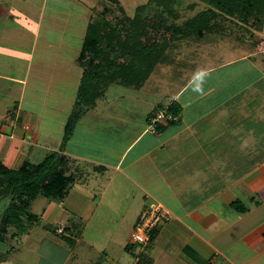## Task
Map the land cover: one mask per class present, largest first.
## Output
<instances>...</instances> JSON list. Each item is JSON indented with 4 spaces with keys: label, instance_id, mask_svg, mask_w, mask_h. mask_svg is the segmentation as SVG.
Here are the masks:
<instances>
[{
    "label": "crops",
    "instance_id": "1",
    "mask_svg": "<svg viewBox=\"0 0 264 264\" xmlns=\"http://www.w3.org/2000/svg\"><path fill=\"white\" fill-rule=\"evenodd\" d=\"M117 1L122 6L121 1ZM47 2L48 0H43V8L38 18V24L30 34L28 30L21 31L20 26H18L19 22L13 20L14 15L12 12H8L6 15L8 24H5L4 30L10 31V34L5 33V36L1 37L3 38L1 43L9 42L11 54L10 58L6 57V53L3 56L0 50V65H4L3 70L0 67V95L7 97L5 102V96L0 100V144L3 134H10V138L17 141L15 142L17 145L13 146L14 151L11 148L5 150L8 159L17 153L19 144H28L31 147L35 146V149L30 148L29 150V153L32 152L34 155L44 153L45 157L51 152L65 155L69 159V172L67 174L75 175V178H77V168L74 164L76 161L82 162L83 165H91L86 167L85 173L92 178V181L97 179L96 174L88 173V170L98 171L102 176L109 175L106 180V188L116 174L124 177L131 183L132 188L136 189L137 196L143 198L144 201L152 200L153 204L151 205L160 204L169 211L172 219L162 224L163 227H173L169 234L171 239L175 237L174 235L177 236L179 241L184 239V244L179 251L171 254V256H165L162 252L158 257L150 256L152 264H156L157 259L164 264H264V219L248 228H234L236 225L246 222V218L259 209L261 203H264V199H256L255 197L261 195L264 198V157L259 161L260 154L255 149V147L257 149L260 146L264 147V128L262 136H260V131L254 133L257 134L255 136L252 134L256 131L254 130L256 129L255 126L259 127V122L263 123L261 125L264 126V59L261 57L260 62L255 59V56H260L258 44L255 43V48H252L245 46L244 41H242L240 45L235 46L230 51L232 57L230 61L218 65L217 68L200 70L190 78L184 87L176 92L168 102L176 101L181 106L176 127L172 126L171 130L168 128L162 129L160 131L162 133L158 134L150 133L147 125L139 127V132L133 135V140L128 142L123 149L117 150L118 155L112 154L103 158L96 154L90 157L79 151L69 150L66 148V144L63 149H60L62 141L57 137L60 138L64 134L66 121L59 124V134L56 136L55 141L49 140L54 135H52V127L47 126L48 123H46L44 131L40 132L44 123L42 117H45L42 104L33 109L31 108L33 110L32 114H29V112L23 114L21 127L17 129L16 126V121L21 116L22 109L23 111L27 110L24 108L26 89L29 84H36L32 79L33 76L31 78V74L33 75L35 71L36 52L40 49L37 45L41 35L42 20L45 18V15H43L45 13L43 11L45 10L44 4L46 5ZM215 3L217 6L214 5ZM176 4L175 8L183 9L187 12V16L196 14L198 11H216L218 16L214 20L220 21L218 25L227 27L224 34L234 38L235 41H238L240 35H242L243 40V36L247 37L251 31L254 32L235 16H229L222 11L232 9L233 6L236 9H246L248 5L250 7L258 5L257 0H177ZM95 7L96 3L94 1L88 2L85 12L83 11L79 17L80 23L84 24V30L88 22L86 18L89 17V14L92 17ZM49 19L51 20V17ZM227 36L223 39L230 41ZM42 39L45 43V50H52V53L57 54L60 42L51 41L45 37H42ZM261 39L263 40V38ZM79 52L71 59L73 65ZM21 54L23 56L20 60ZM68 54L66 53V55ZM4 58L7 59L4 60ZM250 58H252L251 61ZM24 59L26 60L25 64ZM238 62H248L246 69L235 70L232 76H224L220 81L218 79L217 84L206 82L205 85H201L197 93L189 95L184 100L182 99L181 96L187 92L189 83L191 81L194 83L195 78L210 76L215 74L217 70L231 67L233 63ZM77 68L79 67L76 66ZM67 74L70 77L71 85L70 88H67V85L64 84L66 89L62 90H68L70 99L68 100L69 107L67 109L70 111L75 101L81 76L78 74L77 78H73L74 75L71 70ZM245 74H250L253 80L251 83L238 81ZM38 77L43 81L44 76L43 79L40 75ZM60 85L63 86L62 78L60 84L55 86L61 89ZM71 91L72 94L75 93L74 97L71 96ZM244 91L249 95V98L245 100L242 98ZM237 97L238 99H236ZM102 100L100 99V101ZM200 105L204 108L203 110H206L203 115L208 113L210 116H213L212 114L216 116L203 129L198 128L196 125L203 118L199 120L193 117L194 110L202 111ZM90 110L93 109L87 110L79 118L74 127L75 130L79 129L77 125L84 122V118H88V116H85ZM96 113L98 115L100 112L96 111ZM92 118L89 115V119L92 120ZM247 122H251L255 126L245 131L244 124ZM27 126L30 128L29 132L24 131ZM17 132L19 137L15 136ZM183 132L186 136L180 135ZM250 136L253 137L251 144V141H247ZM141 143L143 145L140 147ZM100 151L102 152V150ZM132 152L135 153L136 157L127 160L128 155ZM261 155H264V150ZM231 171L236 173H230ZM82 185V183L79 184L80 187ZM217 185L220 189H216ZM233 187L240 189L243 193L245 192L242 187L248 188L246 190L249 193L242 196L250 201L253 208L248 209L244 206L246 208L244 213H240V211L233 208L232 204L237 197L233 193L235 192L232 190ZM96 197L91 201L85 200V206L82 207L83 209L80 212L82 218H88L91 212L96 209ZM100 201L101 198L99 197L98 202ZM143 207L145 206L143 205L142 209ZM160 225L155 230V238L161 232ZM45 226L48 228L49 224L41 227L46 231ZM56 227L63 229L62 226ZM174 228L177 230H174ZM48 236L47 239L50 241L55 237L51 234ZM78 238L75 241H79ZM52 246L54 245L50 244V247ZM10 247L12 246L6 247L5 250ZM56 248L55 251L61 253V255L58 256V253H56L57 257H55V255L50 254L53 260L49 259L50 261L47 263L66 264V258L68 257L67 252H64L66 247L56 244ZM80 263L77 262L76 264Z\"/></svg>",
    "mask_w": 264,
    "mask_h": 264
},
{
    "label": "rangeland",
    "instance_id": "2",
    "mask_svg": "<svg viewBox=\"0 0 264 264\" xmlns=\"http://www.w3.org/2000/svg\"><path fill=\"white\" fill-rule=\"evenodd\" d=\"M91 1L96 3L93 15L103 11V8L108 6L112 12L110 11L109 16L105 17L106 19L113 20L112 23H114L113 18L120 17L118 4L107 2L106 0ZM91 1L85 0L84 2L86 3H84L83 0H48L47 4H44L45 10L43 11L45 13L43 15H45V18L42 20L41 35L37 45L40 49L36 52L34 60L35 71L33 75L31 74V78L33 76L32 79H34L36 84H29L26 89L24 108L27 110L23 111L22 109V114L18 118V121H16L17 129L22 125L23 114H28V112L30 114L33 112L32 109L34 107H38L41 104L44 108L45 117H42L44 123L42 124L43 128H41L40 132L44 131L45 125L48 123L47 126L52 127V135H54L53 138L49 139L50 141L56 140V136L59 134V124L63 121H66L65 124L67 123L68 119L66 118L71 116L73 105L70 111H68V100L70 96L68 90L65 91L62 89H66V85L67 88H70V77L67 74L70 70L74 75L73 78H77L78 74L81 76V69H76L77 65L75 63L73 65L71 59L80 51L81 41L84 35V24L80 23L79 17L83 11L85 12L86 5ZM120 1L129 16H132L137 6L146 3V0ZM42 2L43 0H0V50L3 56L6 53V57L10 58L11 54L9 42L1 43L3 40L1 37L5 36V33L10 34V31L4 30L5 24H8V20L6 19L8 12L13 13V20L19 22L18 26H20L21 31L25 32L28 30L30 34L38 24V18L43 8ZM93 15L91 16L93 17ZM50 17L51 20L49 19ZM42 37L48 38L51 41L60 42V48L57 54L52 53V50H45V43ZM195 37L197 38V35L175 41L173 47H170L166 51L165 58L162 62L155 67V70L140 92H133L119 85L110 86L102 96L103 100L100 101L99 99L97 103L92 105L91 109L93 110H90L85 116H88V118H84V122L77 125L79 129H74L71 135L72 137L66 142V148L73 152L79 151L90 157L96 154L103 158L111 156L112 154L118 155L117 150L123 149L128 142L133 140V135L139 132V127H144L148 124L146 120L152 114L153 109L161 105L165 107L176 92L184 87L190 78L200 70L217 68L218 65L230 61L232 59L230 51L235 46L240 45L242 41H244L245 46L255 48V43L259 39L263 38L264 40V28L262 32L254 33L253 38H249V34L247 37L243 36L244 38L242 40V35H240L238 36V41H232L234 38H231L232 42L214 35L209 36L208 34L201 35L200 40H195ZM244 50L246 49L244 48ZM66 53L69 54L66 55ZM22 56L23 54H21L20 60ZM261 57L255 56V59H258L260 62ZM6 59L4 58V60ZM25 63L26 60L24 59ZM247 63H233L231 67L217 70L215 74H211L210 76H204L199 79L195 78L194 83L193 81L189 83L187 92L181 96L182 99L184 100L189 95L197 93L201 85H205L206 82L208 84H217L218 79L220 81L224 76H232L235 70L246 69ZM0 67L2 70L4 69V65H0ZM38 75L42 79L44 76L43 81L39 79ZM61 78L63 79V86L60 85L59 87L62 88L59 89L55 85L60 84ZM238 81L251 83L253 80L250 74H245ZM70 94L73 97L75 96V93L72 94V91ZM4 96L0 95V100ZM242 98L244 100L249 98L246 91L242 93ZM6 100L7 97L5 96L4 102ZM200 107L202 111H198V109L194 110L193 117L199 120L203 118L202 121L196 124L198 128L203 129L216 116L214 114L210 116L208 113L203 115L206 110H203L204 108L201 105ZM96 111L100 113L97 115ZM162 112L167 114L165 111ZM89 115L93 117L92 120L89 119ZM8 119L11 121L10 118ZM177 123L167 126V124L162 122L161 124L164 127L162 129L168 128L171 130L172 126L176 127ZM261 124L263 123L259 122V127H256L253 123L247 122L244 124V130H249L252 126H255L256 129L254 130L256 131L252 132V134L255 136L257 134L254 133L260 131V136H262L264 126ZM24 131L29 132L30 128L27 126ZM159 133L162 132L159 131ZM8 135L3 134L4 140L2 139L0 144V161L7 167L16 169L25 160L33 163H39L42 160L44 153H38L39 155H34L32 152L29 153L30 148L33 150L35 146L31 147L28 144H19L17 153L8 159V154L5 150L11 148L14 151L13 146L17 145L15 143L17 141H13L10 138V134ZM180 135L184 136L185 134L183 132ZM15 136L19 137V133L17 132ZM63 136L64 134L62 137L57 138L62 141ZM252 140L253 137L250 136L247 141H251V144ZM142 145L143 143H141L140 147ZM255 149L259 151V161H261L264 157V155H261L264 147L260 146L258 149L255 147ZM133 157H136V155L132 152L128 155L127 160ZM230 160L233 161L232 159ZM74 164L77 168V178L75 179V184L70 194L67 195L68 197L61 202L38 197L29 207V212L38 215L37 223L31 227L23 225L24 229H20L19 236H14L13 239L10 238V231L8 237L4 239V243L0 241V252H4L5 247L8 246H12L15 250L6 259L5 264H48L49 259L53 260L50 254L57 257L56 253L58 252L55 251L57 250L56 244L64 248L66 247L64 250L68 255L66 264H76L77 262H81L80 264H135L140 252H144L151 257H158L161 252L165 256H171V254L179 251L184 244V239L181 242L174 234H171L175 236L171 239L169 234L173 227H163V224L160 225L161 232L153 239L152 243H148L145 246L132 243L131 234L133 233L137 219L144 208L153 204L152 200L144 201L143 198L137 196L136 189L134 187L132 188L131 183L119 174L114 176L106 188V180L109 178V175L105 174V176H102L98 171L88 170V173L91 172L97 175H95L97 179H93L92 181V178L90 176L88 177L87 173H85V169L89 164L83 165L79 161H76ZM108 173L110 174V172ZM230 173L235 174L236 172L231 171ZM81 183L83 185L80 187L79 184ZM218 187L217 185L216 189H220ZM242 188L245 193L238 188H232L235 191L233 193L237 196L235 199L250 209L252 207L250 201L245 196H242L243 194L249 193L246 190L248 188ZM94 197H96V209L91 212L88 218H82L80 212L83 209L82 207L85 206V200L91 201ZM99 197L101 198L100 202H98ZM255 197L256 199H264L261 195H256ZM7 203V200L0 201V216L7 207ZM261 204L259 209L255 210L251 216L246 218V222H243L241 225H236L234 228H248L251 225H255L256 222L262 221L264 219V203ZM143 205L145 207L142 209ZM77 220L80 223L79 241L66 240V238H60L59 236L54 237L50 241L47 237L51 233L41 228L45 224H49L50 228H56V226L65 227L72 221L76 222ZM173 225L175 227V222ZM59 230L58 228L57 231L59 232ZM174 230L177 229L174 228ZM50 244L54 246L50 247ZM127 246L130 247L132 253L126 251ZM59 255L61 253H58ZM155 263L164 264L163 262H159L158 259Z\"/></svg>",
    "mask_w": 264,
    "mask_h": 264
},
{
    "label": "trees",
    "instance_id": "3",
    "mask_svg": "<svg viewBox=\"0 0 264 264\" xmlns=\"http://www.w3.org/2000/svg\"><path fill=\"white\" fill-rule=\"evenodd\" d=\"M106 1L118 4L120 17H114V23L113 20L106 19L112 10L105 6L94 17L89 14L86 18L88 22L80 52L75 59V64L81 69V79L72 114L64 128L60 149L64 148L71 137L79 118L102 99L110 86L119 85L133 92L141 91L175 41L192 35H197L195 40H200V36L205 34L218 38L227 36L224 34L227 27L218 25L220 21L214 20L218 16L214 10L198 11L187 16L186 11L175 8L177 0H148L137 6L132 16H129L117 0ZM257 1L258 5H248L246 9H236L233 6L232 9L222 11L235 16L247 28L252 29L254 32H250V38L264 28V0ZM214 5L217 6L216 3ZM231 38L229 37L230 41ZM262 41L261 39L256 43ZM260 56L264 59L263 54L260 53ZM162 111L171 115V120L164 121L169 126L178 122L181 106L176 101L165 107L158 106L149 115L147 125H150L156 113ZM161 123L155 124L152 134H158L164 128ZM68 172L69 159L58 152L47 154L39 163L25 160L16 169L9 168L0 161V201H8L0 216V241L4 243L10 231V238L13 239L14 236H19L20 229H24L23 225L32 226L37 223L38 215L29 212V207L38 197L60 202L67 197L76 179L75 175L67 174ZM232 206L240 213L246 210L239 201H235ZM45 229L55 237L71 241L80 235L78 220L63 227L61 233H58L57 227ZM155 230L156 228L150 234L149 243L155 238ZM13 249L10 247L0 252V264H5ZM126 251L132 253L129 246ZM135 264H152V258L140 252Z\"/></svg>",
    "mask_w": 264,
    "mask_h": 264
},
{
    "label": "built area",
    "instance_id": "4",
    "mask_svg": "<svg viewBox=\"0 0 264 264\" xmlns=\"http://www.w3.org/2000/svg\"><path fill=\"white\" fill-rule=\"evenodd\" d=\"M258 50L260 53L264 54V41L258 44ZM171 119L172 118L170 114L167 115L163 112H159L154 118L151 119L150 125L148 126L149 132H154L156 123H161L165 120ZM171 219L172 216L169 211H167L160 204L150 205L144 208L133 228V233L131 234L132 243H138L143 246L147 245L149 243L151 232L160 224L170 221ZM58 233H61V229Z\"/></svg>",
    "mask_w": 264,
    "mask_h": 264
}]
</instances>
